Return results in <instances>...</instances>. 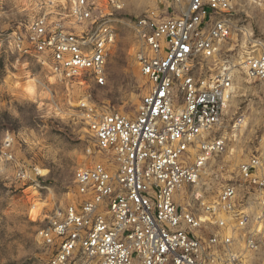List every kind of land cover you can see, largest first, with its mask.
<instances>
[{
    "label": "built area",
    "instance_id": "obj_1",
    "mask_svg": "<svg viewBox=\"0 0 264 264\" xmlns=\"http://www.w3.org/2000/svg\"><path fill=\"white\" fill-rule=\"evenodd\" d=\"M128 2L41 0L26 28L9 35L10 48L68 88L104 86L117 39L113 18ZM156 2L133 22L149 84L137 115L99 112L87 98L78 106L95 141L87 150L93 161L74 174L75 201L39 232L49 251L43 264H249L260 247L264 157L241 163L215 196L206 192L207 179L221 173L212 170L215 159L227 151L232 55L239 37L247 39L242 74L264 82V40L248 32L239 0ZM14 147L8 135L1 158L15 178L41 176L16 159Z\"/></svg>",
    "mask_w": 264,
    "mask_h": 264
},
{
    "label": "rangeland",
    "instance_id": "obj_2",
    "mask_svg": "<svg viewBox=\"0 0 264 264\" xmlns=\"http://www.w3.org/2000/svg\"><path fill=\"white\" fill-rule=\"evenodd\" d=\"M39 1L0 0V264H43L49 257L39 232L75 201L74 174L93 161L87 150L95 141L80 102L87 98L99 112L134 117L149 89L136 59L133 22L157 7L156 0H129L113 18L117 39L107 58L106 84L89 82L73 89L52 77L36 59L21 57L10 48L9 35L26 28L38 13ZM239 4L248 32L264 40V0H239ZM246 40L239 37L241 48L232 55L236 92L222 128L227 151L214 161L212 170L221 173L207 179L208 197L234 178L239 165L252 155L264 157V82H250L242 74ZM241 115L244 123L234 128ZM8 135L14 136L16 159L46 175L32 181L15 178L13 165L1 158ZM202 233L208 236L209 230ZM259 242L249 264H264V223Z\"/></svg>",
    "mask_w": 264,
    "mask_h": 264
},
{
    "label": "snow or ice",
    "instance_id": "obj_3",
    "mask_svg": "<svg viewBox=\"0 0 264 264\" xmlns=\"http://www.w3.org/2000/svg\"><path fill=\"white\" fill-rule=\"evenodd\" d=\"M184 51L187 52L188 49L185 48ZM101 83H103V81H101ZM27 91L31 92L32 90L29 88V89H27ZM37 172H38V174H40V175H46V172H41L39 169H37Z\"/></svg>",
    "mask_w": 264,
    "mask_h": 264
},
{
    "label": "bare ground",
    "instance_id": "obj_4",
    "mask_svg": "<svg viewBox=\"0 0 264 264\" xmlns=\"http://www.w3.org/2000/svg\"><path fill=\"white\" fill-rule=\"evenodd\" d=\"M30 93L32 94V93H34V91H31ZM32 95H35V94H32Z\"/></svg>",
    "mask_w": 264,
    "mask_h": 264
}]
</instances>
